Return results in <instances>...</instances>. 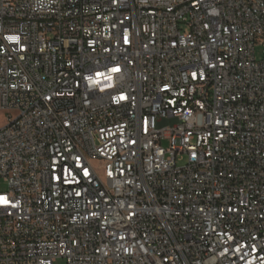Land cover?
<instances>
[{
  "label": "built area",
  "instance_id": "obj_1",
  "mask_svg": "<svg viewBox=\"0 0 264 264\" xmlns=\"http://www.w3.org/2000/svg\"><path fill=\"white\" fill-rule=\"evenodd\" d=\"M258 45L264 0H0V264H264Z\"/></svg>",
  "mask_w": 264,
  "mask_h": 264
},
{
  "label": "rangeland",
  "instance_id": "obj_2",
  "mask_svg": "<svg viewBox=\"0 0 264 264\" xmlns=\"http://www.w3.org/2000/svg\"><path fill=\"white\" fill-rule=\"evenodd\" d=\"M257 58L261 59L264 56V48L260 45L256 47ZM16 112H7L0 110V127L7 123L8 117L15 116ZM164 144L169 145L168 141H165ZM9 188L8 182L4 178H0V191L7 190ZM55 264H66V260L64 258L57 259Z\"/></svg>",
  "mask_w": 264,
  "mask_h": 264
},
{
  "label": "snow or ice",
  "instance_id": "obj_3",
  "mask_svg": "<svg viewBox=\"0 0 264 264\" xmlns=\"http://www.w3.org/2000/svg\"><path fill=\"white\" fill-rule=\"evenodd\" d=\"M116 71H119V69H115ZM0 199H3V198H0Z\"/></svg>",
  "mask_w": 264,
  "mask_h": 264
}]
</instances>
